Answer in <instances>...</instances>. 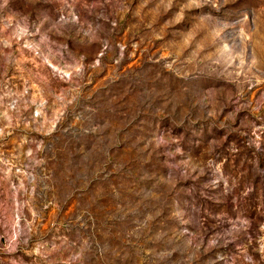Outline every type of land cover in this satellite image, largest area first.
I'll return each instance as SVG.
<instances>
[{
	"label": "rangeland",
	"instance_id": "1",
	"mask_svg": "<svg viewBox=\"0 0 264 264\" xmlns=\"http://www.w3.org/2000/svg\"><path fill=\"white\" fill-rule=\"evenodd\" d=\"M0 264H264V0H0Z\"/></svg>",
	"mask_w": 264,
	"mask_h": 264
}]
</instances>
